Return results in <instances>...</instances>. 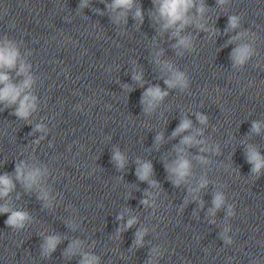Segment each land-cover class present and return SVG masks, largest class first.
Returning a JSON list of instances; mask_svg holds the SVG:
<instances>
[{
	"label": "clouds",
	"instance_id": "obj_1",
	"mask_svg": "<svg viewBox=\"0 0 264 264\" xmlns=\"http://www.w3.org/2000/svg\"><path fill=\"white\" fill-rule=\"evenodd\" d=\"M193 0H162V3L160 5V14L161 16L167 21L165 24V27H169L174 25L177 21H183L181 24V27L184 26V24L187 23V19L185 17L186 12L189 8L192 7ZM132 0H115L114 7H131ZM203 9H201L202 11ZM137 16L140 15V12L137 11ZM232 24L235 25V18H232ZM181 43H185V41H181ZM17 53L15 50H10L6 48H0V68L2 67H8L11 68L15 65L16 62ZM25 71L24 67H21V72ZM8 76L0 73V82H3L6 84V86L0 90V100H10L12 102H15L17 97L20 95V91L22 89L15 88L14 86L7 84ZM30 81H25L24 86L26 87ZM152 95L160 96L161 93L159 89H155L152 93ZM32 107V105L29 103V97H24V99L20 102V108L18 110V115L26 116L28 113V109ZM188 124L184 123L181 125V129L187 128ZM185 142H188L186 139ZM254 159H257L256 168L259 169L260 162L258 158L253 157ZM188 169V162L185 160H181L178 162V166L174 169V171L182 178L186 175ZM146 168V172H147ZM19 171V169H18ZM143 178V177H142ZM0 184H2L4 187L2 190H0V195H6L11 183L10 180L7 178V176L0 177ZM217 205H219V198H217ZM0 211H7V208L0 209ZM25 219V216L23 213H13V215L9 218L8 223L9 224H20ZM131 223V221L129 222Z\"/></svg>",
	"mask_w": 264,
	"mask_h": 264
}]
</instances>
